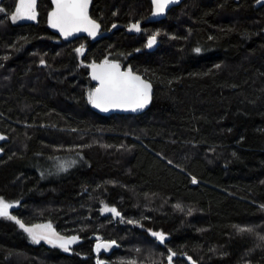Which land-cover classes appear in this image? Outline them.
<instances>
[{"label": "trees", "instance_id": "16d2710c", "mask_svg": "<svg viewBox=\"0 0 264 264\" xmlns=\"http://www.w3.org/2000/svg\"><path fill=\"white\" fill-rule=\"evenodd\" d=\"M92 1L101 31L120 26L95 41L51 32L49 0L32 22L0 13V196L25 224L83 239L64 251L0 217V264H168V249L172 264H264V5L184 0L146 22L150 0ZM105 57L152 82L145 112L93 110L87 65ZM97 240L118 246L96 254Z\"/></svg>", "mask_w": 264, "mask_h": 264}, {"label": "snow or ice", "instance_id": "6c2138e0", "mask_svg": "<svg viewBox=\"0 0 264 264\" xmlns=\"http://www.w3.org/2000/svg\"><path fill=\"white\" fill-rule=\"evenodd\" d=\"M54 7L48 13V24L59 31V33L67 39L76 33L86 32L90 37L95 38L100 30V24L92 19L89 15V5L91 0H51ZM153 5V15H162L168 9L169 5L178 3V0H151ZM259 4L262 0H256ZM0 13L7 14V9L0 7ZM37 0H16L14 11L10 14V19L13 23L19 20H36L37 19ZM116 27V25H113ZM132 29L140 31L139 22L130 25ZM159 32H156L148 37L147 46L151 48L157 40ZM78 54L84 53V45L76 48ZM139 51V49H137ZM195 51L199 53L200 48ZM40 63L45 64V60L41 58ZM91 68V77L97 81V86L91 89L87 94V99L94 107L102 111L109 109H130L136 111L146 107L152 99V84L144 79L141 75L135 73L131 67L122 69L121 64L115 60H109L107 57L101 62L96 63L94 60L87 65ZM219 67V65H216ZM5 139L0 135V140ZM3 151V149H0ZM76 163L75 160L61 161L58 168L60 171H67ZM171 163V161H169ZM43 175V173L41 174ZM192 182L197 183L195 177H192ZM19 204V201L10 202L3 196H0V217L8 218L15 221L24 232L28 234L32 242L46 243L63 249L64 251L70 250V245L76 243L80 237L77 235L63 236L53 228L52 224H32L27 225L21 219L10 214V209L14 205ZM180 208V205L176 206ZM103 212H110L117 217H121V213L116 207H109L105 205L102 209ZM191 214V212H189ZM128 223H137L136 221H128ZM152 236L163 244L167 238L166 233L163 231L155 232L151 229L148 230ZM239 231H252V228H240ZM264 240V236L261 237ZM116 244V241L98 242L95 246L97 252L101 248H111ZM177 253L172 249H168L167 261L172 264L173 258ZM191 264H196L192 257H188ZM97 264H104L103 261L98 260ZM128 264H137V261L131 260Z\"/></svg>", "mask_w": 264, "mask_h": 264}, {"label": "water", "instance_id": "95a60500", "mask_svg": "<svg viewBox=\"0 0 264 264\" xmlns=\"http://www.w3.org/2000/svg\"><path fill=\"white\" fill-rule=\"evenodd\" d=\"M2 0H0V2H1ZM38 1V0H37ZM50 1V4H51V9H50V11L52 10V8L54 7V5L52 4V2H51V0H49ZM184 0H178V3H176V4H171V5H169V7H168V9L165 11V13L164 14H162V15H153V5H152V2H151V0H150V2H151V6H152V9H151V12H150V14H149V16L145 19V21L146 22H153V21H159V20H162L163 18H165V16H166V14L168 13V11L171 9V8H173V7H175V6H178L179 4H181V2H183ZM92 0H91V3H90V5H89V15H90V11H91V7H92ZM262 5H264V0H262V2L261 3H257V2H255V6L256 7H260V6H262ZM49 11V12H50ZM48 12V13H49ZM91 16V15H90ZM93 19V18H92ZM95 20V19H94ZM97 23H99L98 21H97ZM139 24H140V27H141V23L139 22ZM116 25V24H115ZM47 26H48V28H49V30L51 31V32H53L54 34H56L61 40H74V39H76V38H78V37H88V38H90L91 40H93V41H95V40H97V39H99V38H101V37H103V36H106L108 33H109V31H112L113 29H116V28H118V27H120L119 25H116V27H113V26H111L110 27V29H109V31H101V25H100V30H99V33H98V35L95 37V38H93V37H90L89 35H88V33H86V32H80V33H76V34H74L73 36H70V37H68L67 39H65L60 33H59V31L57 30V29H54V28H52L49 24H48V14H47ZM127 32H130L131 30H132V28L129 26V27H127ZM134 32H136V34H139L140 32L139 31H136V30H134ZM99 64V63H98ZM122 67V69H124L123 68V66H121ZM136 73V72H135ZM138 75H141V74H139V73H137ZM89 76H90V78H91V80H92V82H93V84H94V88L97 86V81H95V80H93L92 79V77H91V68L89 69ZM142 76V75H141ZM143 77V76H142ZM144 78V77H143ZM144 79H146V78H144ZM146 80H148V79H146ZM149 81V80H148ZM151 84H152V82L151 81H149ZM152 86H153V84H152ZM93 88V89H94ZM153 90H154V87H152V96H153ZM151 102H152V99H151V101H150V103L146 106V107H144L143 109H138V110H136V111H132V110H130V109H128V110H126V109H109L108 111H102L101 109H99V108H96V107H94L92 104V108H93V110L95 111V112H97V113H99V114H101V115H112V114H128V115H138V114H141V113H143V112H145L149 107H150V105H151ZM92 239H94V240H96V239H98V237L97 236H93V238ZM83 241V239H79L76 243H74V244H72V245H70V247H73V246H75V245H77V244H79L80 242H82Z\"/></svg>", "mask_w": 264, "mask_h": 264}, {"label": "rangeland", "instance_id": "374dc122", "mask_svg": "<svg viewBox=\"0 0 264 264\" xmlns=\"http://www.w3.org/2000/svg\"><path fill=\"white\" fill-rule=\"evenodd\" d=\"M12 2H15V3H16V0H8V1H7V4H10V3H12ZM0 7H3V6L0 5ZM4 8H5V7H4ZM5 9H6V8H5ZM13 11H14V10H13ZM13 11H12V12H13ZM12 12H11V13H12ZM11 13H9V14H8V12H7V14L3 13V15H4L5 17H7L6 19H8V21H9L10 23L12 22L11 19L9 18ZM27 21H28L27 19L19 20V21L15 22L14 24L24 23V22H27ZM12 23H13V22H12ZM147 43H148V38H147ZM158 44H159V36H157L156 43H155L151 48H149L148 46H146V47H147V49L152 50V49H154ZM79 47H80V46H79ZM79 47H77V48H79ZM84 53H85V45H84ZM84 53H83V54H84ZM83 54H79V55L82 56ZM59 164H60V162H58V163L56 164L57 167L59 166ZM57 169H59V168H57ZM109 207H113V206H109ZM103 208H104V206H103V207L101 208V210H100L102 214H104V215L109 214V215L113 216L114 219H118V218H120V217H117V216H115L114 214H112V213H110V212H103V211H102ZM42 224H46V223H42ZM52 226H53V225H52ZM98 242H101V243H102V242H105V241H103V240H97V241H95L93 250H94V252H95L96 254H99V253H102V252H104V253H108V252H110V250H111L113 247L118 246L117 244H115V245H113L111 248H108V249L101 248L100 251L97 252V251L95 250V246H96V244H97Z\"/></svg>", "mask_w": 264, "mask_h": 264}, {"label": "flooded vegetation", "instance_id": "af4514ba", "mask_svg": "<svg viewBox=\"0 0 264 264\" xmlns=\"http://www.w3.org/2000/svg\"><path fill=\"white\" fill-rule=\"evenodd\" d=\"M152 7V6H151ZM32 21H34V20H28L27 22H32Z\"/></svg>", "mask_w": 264, "mask_h": 264}]
</instances>
